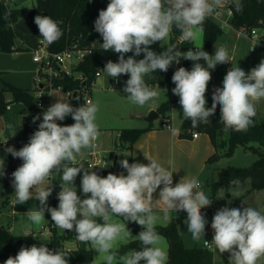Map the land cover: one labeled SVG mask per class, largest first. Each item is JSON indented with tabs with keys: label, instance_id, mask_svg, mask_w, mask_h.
I'll list each match as a JSON object with an SVG mask.
<instances>
[{
	"label": "clouds",
	"instance_id": "1",
	"mask_svg": "<svg viewBox=\"0 0 264 264\" xmlns=\"http://www.w3.org/2000/svg\"><path fill=\"white\" fill-rule=\"evenodd\" d=\"M223 3L227 0H110L106 9L99 12L94 27L103 39L101 48L118 53L119 60L108 61L103 71L111 78L130 75L123 90L129 94L127 99L131 103L143 107L159 97V92L146 84V75L157 70L167 72L173 62L178 64L181 58L196 62L190 71L179 67L172 76L175 84L172 92L179 97L183 119L190 120L192 127L208 123L219 105L220 123L225 131H246L257 114L256 104L264 99V60L248 74L240 67L229 69L223 78V86L214 90L209 108L206 107L205 94L212 78L210 70L217 64L231 61L228 51L224 47H215V54L209 55L193 43L196 51L180 52L176 50L177 45L172 44L161 54H156L149 47L166 41L173 25L181 31V41L194 42L203 33L204 22ZM34 23L40 37L48 44L62 35L59 27L62 22L47 15H37ZM130 52L134 55L126 59L125 54ZM141 53L144 58L136 60L135 56ZM201 59L206 67L197 62ZM69 101L57 97V101L43 112V120L29 142L19 150L14 147L6 149L14 158L23 161L12 173L16 204L33 199L32 190H36L35 199L40 207L29 210L28 219L39 225L45 220V211L49 212L58 228L74 230L76 239L89 243L104 264H140L141 261L144 264H167L168 254L159 246L161 237L155 230L157 217L153 209L157 204L163 206L166 218L170 210L175 213L185 211L187 219L184 223L192 240L198 242L204 238L207 221L201 209L210 206L212 199L200 190L196 178L184 176L173 186V172L148 156H145L148 164H130L127 159L119 161L127 175L109 173L101 177L91 170V166L85 169L83 164H78L77 156L82 150L96 147L100 135L95 123L98 105L88 99L82 106L74 108ZM68 116L72 117L74 124L61 126L57 123ZM37 119L39 116L34 117L33 122ZM179 131L176 127L171 128L173 136ZM3 164L0 162V175L4 174ZM82 170L84 199L74 186ZM54 175L61 180L59 204L58 207H48ZM46 181L49 183L45 185ZM158 188L159 199H154L153 194ZM114 216L142 226L143 230L135 237L141 242L142 250L117 256L113 251L117 240L122 234L132 236L126 224L116 221ZM96 218H101L103 223H98ZM211 227L214 236L210 244L220 254L230 253L229 264H258L264 258V214L261 211L252 206L242 211L223 207L214 214ZM205 243L209 242L205 240ZM67 257L65 252L52 251L46 244H40L21 247L18 254L10 256L4 264H68ZM92 264L96 261L93 260Z\"/></svg>",
	"mask_w": 264,
	"mask_h": 264
},
{
	"label": "rangeland",
	"instance_id": "2",
	"mask_svg": "<svg viewBox=\"0 0 264 264\" xmlns=\"http://www.w3.org/2000/svg\"><path fill=\"white\" fill-rule=\"evenodd\" d=\"M99 1L100 0H92L95 11L98 13L102 10L99 6ZM107 1V3L110 2V0ZM35 3L36 0H19L18 6L29 7ZM106 7L103 8V10H105ZM40 15L43 16L44 14L41 13ZM221 29L222 32L219 38L225 37L226 42L230 46L231 42L232 44L235 42V37H231L233 34H237V32L232 30L229 26H221ZM12 30L14 33L13 49H0V88H2L6 83H10L15 86L25 88L33 93L36 83L35 73L39 65L32 60L31 50L34 48L38 39L40 38L39 29L34 23V18H19L12 24ZM258 32L259 34L264 35V26L258 27ZM175 33L180 36L179 34H181V31L176 28L175 25H173L172 32H170L168 39L164 42H160V44H168L170 38L174 36ZM240 34L245 37V34L242 32ZM228 38L231 39L229 40ZM194 43L203 44L202 33L194 41ZM215 45L216 43H213L211 48H209V55ZM240 47V54H242V56L247 55V53H252L249 46L248 48L242 46ZM71 64L72 65H65L67 69L70 70V74L76 78H81L82 73L74 68V66L77 64V60H73ZM103 69L102 75L98 76L95 82L90 86V91L82 93L81 100L77 99L76 104L73 105V107L78 108L82 106L85 103L82 101V99H91L98 105V112L96 113L95 120L100 132L98 142L100 144H105L107 148L112 147L113 154H118V162L121 161L122 157H129L131 150V148L124 151L115 149V144L119 142V130L121 128H162L166 126L165 123L178 129L181 127L183 111L181 105L179 104V97L174 95L172 92V89L175 87V84L172 81L170 84L159 83L158 76L155 72L146 75L144 77L146 84L151 88H155L159 92V97L155 100L147 102L143 107H140L131 103L127 99L129 94L123 90L126 81L130 77L125 78V75L122 74L116 78L117 83L114 84L112 82L114 78L109 77L106 72L103 71ZM56 96L66 100L67 93L62 89H54L51 92V100L53 104L57 101ZM4 100L5 102L11 104V109H4L0 113V146L5 147L6 149L8 147H14L16 150H19L24 145L17 146L15 145L14 141L18 139H24L25 137H31V135L34 133L26 132L24 127V119H22L23 116L20 114V112H18L25 109L26 105L24 102L14 101L11 91L8 90L4 91ZM165 103H168V107L163 106ZM153 105H155V107H153ZM152 110L157 112V116L152 121H147L146 116ZM256 120L264 123V107L257 113ZM200 137H206V134H201ZM218 139H222L223 144L221 145V149L218 152L217 158H215L213 161L206 162L205 166H203L200 172L198 171L199 167L197 169L194 164L190 163L185 158H177L175 156L174 161L169 160L167 151L162 147L157 149L155 153L150 156L151 158L156 159L157 162L163 167L173 172V186H175V184L178 183L184 176L189 179L196 178L201 185L200 190L204 191L205 194L210 199H212V204L203 208L205 211L203 215L207 221V224L205 226L204 238L202 237L198 242H194L191 238V234L187 232V225L184 223V221L187 219V213L185 211H179L175 213L174 211L170 210L166 218L164 209L153 210L157 217L156 225H167L172 221L173 218H175L180 237L184 245L187 247L203 245V240L206 238L210 242L212 241L214 236V230L211 227L212 219L214 214L223 207L240 208L242 211L243 208L252 206L264 214V188L251 189V179L249 177L239 181L238 184H233L227 187L220 185L219 181L222 168L227 166L247 167L251 165L258 157V149L264 151V144L252 142V145L255 147L254 149L245 148L240 144H236L232 150L228 152L229 144L227 141V136L222 134ZM6 140L7 142L4 146V141ZM219 143L220 141H217V144ZM91 150L92 149L82 150V154ZM161 153L162 156L160 155ZM0 161L4 162L3 170L6 172L13 170L11 162L7 156L0 155ZM16 161H19V163L21 161L23 163V161L19 158H17ZM18 167L19 166H17L16 169ZM85 169L87 168L85 167ZM82 176L83 170L77 175L74 186L76 187L77 194L81 197V199H84L86 197L81 189ZM51 180L50 187H52V192L53 190H61L60 177L58 175H54ZM47 183H49V181H46L45 185ZM214 184H216V186H214ZM45 185H41V187ZM32 191L33 199H30L24 204H16L13 183L2 184L0 182V224H8L12 233H31L34 236H37L40 240L48 242L51 235L46 234L43 227H47L49 224H51L50 213L45 211V220L39 225L33 224L26 215L29 210L35 209L36 207L39 209L40 207L39 201L35 199L36 190L33 189ZM246 191L248 192L246 193ZM237 192H239L238 197L236 196ZM58 204L59 201H54L52 199L51 193L47 201L48 207H58ZM113 219L118 222L125 223L127 230L130 231L132 236L130 237L122 234V237L117 240L113 248V251L117 252V256L119 257L125 255L133 250H142L143 246L141 242L135 240V237L138 236V233L134 232L122 218L114 216ZM96 220L98 223H103L101 218H96ZM56 231L58 233L64 232V230L58 228L57 226ZM157 233L161 237L159 246H161L168 254L167 237L161 232ZM77 243L78 241L71 236H65L63 239V245L68 249H73V245H76ZM85 244L93 249L89 243ZM212 251L213 264H229L230 253L225 252L220 254L218 250H214L213 245ZM95 253L96 264H104V261L98 256V252L95 251ZM140 264H144V261H141ZM258 264H264V258H261V260L258 261Z\"/></svg>",
	"mask_w": 264,
	"mask_h": 264
},
{
	"label": "trees",
	"instance_id": "3",
	"mask_svg": "<svg viewBox=\"0 0 264 264\" xmlns=\"http://www.w3.org/2000/svg\"><path fill=\"white\" fill-rule=\"evenodd\" d=\"M19 0H0V49L12 50L14 47V33L12 30V24L19 18L28 19L35 18L37 15L43 13L51 17L53 20L62 22L59 27L62 31L61 37L48 44L49 48L53 51L62 50L66 47H70L75 43H78L81 47H90V52L86 53L84 58L74 66L75 69L82 73V78H76L72 75L63 74L62 76L54 79V86H60L64 91H76L82 87H90L95 80V73L100 66L106 65L108 61H118L119 54L114 51H104L101 48L103 39L101 35L95 31L94 22L98 18L99 13L95 11L92 0H36V3L29 7H19ZM99 6L103 10L102 1H99ZM239 6V10L238 7ZM231 26L237 30L248 31L252 27L264 26V0H238L233 9V15L230 19ZM222 32L221 26L211 17H208L204 22L203 31V47L211 48ZM189 41H184L183 46L188 45ZM172 44L178 45L177 39L170 38L168 44H160L156 42L150 45V50L156 54H161L167 49V46ZM177 49V48H176ZM210 51V50H209ZM134 53L125 54V58L133 56ZM144 58V54L135 56L136 60ZM206 67L205 62L201 59L197 61ZM193 61L181 58L178 65L175 62L169 67L167 72L155 71L158 76L159 83H168L172 81V76L179 67H184L187 70H191L194 66ZM211 71V70H210ZM125 78H129L130 75L124 74ZM216 89L212 78L207 86L206 107L212 105V95ZM11 91L14 101L24 102L28 109L34 108L33 94L25 88L15 86L10 83H6L0 88V113L7 109V102L4 100V91ZM73 106V105H72ZM164 107H168V103L163 104ZM32 116H24L25 130L28 133H33L38 129V125L43 120V113L41 112V120L35 124V128L28 129L26 126L29 121L32 120ZM221 113L220 106L217 105L216 112L209 118L208 123H198L197 127H192L191 121L183 119L181 127L179 128V137H190L192 131H200L208 134L215 151L208 157L207 162L215 160L218 156V152L221 149L223 140L218 139L219 136L225 134L229 144V151L236 144H240L245 148L254 149L252 142L264 144V123L259 122L256 118H253V124L246 130L236 132L229 129L224 130V125L220 123ZM66 122H75L71 116L66 118ZM148 128V127H146ZM146 128H121L119 130V144H115L116 148L120 151L128 150L131 148L134 141L146 130ZM217 141H220L217 144ZM0 155L8 156L6 148L0 146ZM117 158H118V154ZM127 159L131 164L130 157H122L121 160ZM21 161L11 163L13 172L17 166L21 165ZM120 163L116 161L114 168L106 167L102 169H91L97 172L101 177H106L109 173H113L116 170H122ZM3 175H0V182L2 184L12 183L14 178L8 177L5 170ZM249 177L251 179V189L264 188V151L258 149L257 159L247 167L227 166L221 169L220 173V185L230 186L233 185V181H241L244 178ZM216 186V184H214ZM248 191H246L247 193ZM90 195V194H89ZM202 214L205 212L201 209ZM122 218V217H120ZM123 219V218H122ZM52 222V220H51ZM50 222V223H51ZM130 228L140 233L143 228L136 222L125 221ZM52 234L48 242L40 240L37 236L31 233L15 234L12 233L8 224H0V258L4 262L11 256L15 257L21 247H31L33 245L40 246V244H46V246L52 250H58L67 254L68 264H92L93 252L90 247L85 243L76 239V233L74 230H65L63 233L56 231V225L52 228ZM156 232L163 233L168 240V260L167 264H213V251L212 248H207L204 245H194L187 247L184 245L175 218L167 225H155ZM65 236H71L79 243L78 247L73 249L65 248L63 245V239Z\"/></svg>",
	"mask_w": 264,
	"mask_h": 264
},
{
	"label": "built area",
	"instance_id": "4",
	"mask_svg": "<svg viewBox=\"0 0 264 264\" xmlns=\"http://www.w3.org/2000/svg\"><path fill=\"white\" fill-rule=\"evenodd\" d=\"M238 0H227V3H223L217 10L216 13L210 16L214 19L220 26H231L230 19L233 15V9L235 4ZM250 40L251 49H255L256 47H264V35L259 34L258 27H252L248 31L244 32L243 30H239ZM177 51L180 52H187L188 50L196 51L195 45L193 43H189L186 46H183V42L181 41L179 36L177 37ZM202 50L209 54V50L203 46ZM90 52V47H81L78 43L73 44L70 47H66L62 50L53 51L49 48L48 43L44 42L43 39L40 37L31 50L32 53V60L36 62L39 66L35 73V88L33 94V102L34 108L31 109L29 115L32 116L31 122L28 123L31 127L28 129L35 128V124L41 120V112L43 113L46 111L52 104L51 100V92L54 89H62L60 86H54L53 81L54 79L62 76L63 74H70V70L67 69L65 66L66 64L72 65L73 60H77V63L80 62L86 53ZM181 61V59H180ZM179 61V63H180ZM178 63V64H179ZM176 63V65H178ZM105 65L100 66L95 73V80L98 76L101 75L102 69ZM82 78V77H81ZM92 82V84L95 82ZM114 83H117V79L114 78ZM91 84V85H92ZM86 91H90V87H82L81 89H77L74 91H66L67 99L70 100L69 102L71 105H75L77 101V97L81 100L82 93ZM85 102V99H82ZM7 109L11 108V104L7 103ZM39 116V119L33 122V118ZM67 118V117H66ZM66 118L63 121H57L58 124L61 126L72 125L75 122H66ZM167 124V123H165ZM27 125V126H28ZM38 130V129H37ZM36 130V131H37ZM198 136V131H192L191 137L195 138ZM30 137H25L24 139L15 140L14 143L17 146L25 145L29 142ZM96 147L89 152H85L79 156H77L78 164H83L87 169L91 166L93 169H102L101 167H111L113 162L117 161V155L113 154L112 147L107 148L105 144L99 143L98 139L95 142ZM119 144V142H118ZM5 146V143H4ZM115 149H118L115 147ZM1 162V161H0ZM8 177H12L13 171L6 172ZM61 190H53L52 192V199L55 201L58 200V193ZM54 223L51 222L47 227H43L46 234H52V228L54 227ZM205 240L209 242L208 244L205 243ZM211 242L206 238L203 240V245L207 248H212Z\"/></svg>",
	"mask_w": 264,
	"mask_h": 264
},
{
	"label": "crops",
	"instance_id": "5",
	"mask_svg": "<svg viewBox=\"0 0 264 264\" xmlns=\"http://www.w3.org/2000/svg\"><path fill=\"white\" fill-rule=\"evenodd\" d=\"M101 1L103 8H105L108 5L107 3L108 1L107 0H101ZM229 27L237 32V34L235 33L231 37V38H233V36L235 37L234 39L235 42L233 44L231 42L229 46V44L226 42L225 37H221L215 42L216 48L224 47L228 51V55L231 60L223 64H217L214 69H211L212 81L216 88H220L223 86L222 84L223 78L227 74V71L232 67L233 68L240 67L242 70L245 71L246 74H248L250 73L251 69L256 67L261 62V60H264V47H258L259 49L258 48L251 49L250 40L246 36L243 37L240 34L241 32L239 30L233 28L232 26ZM172 37L177 39L178 34L175 33L174 36ZM231 38L228 39L230 40ZM202 40H203V33H202ZM194 44L198 46H203V44H197V43ZM240 46L245 48H248L249 46L252 53H247V55L242 56V54H240L241 52ZM215 47L211 50L210 55L215 54ZM112 82L114 83V80ZM30 93L32 94V92ZM263 107H264V99H261V101L256 104V113L261 111ZM30 111L31 110L26 107L25 109L20 110L18 112L22 114L23 116L22 119H24V116H29ZM165 125L166 126L162 128H156V127L146 128V130L134 141V143L131 146L130 156H129L131 159V163L140 162V163L148 164L149 161L145 156L150 157L155 153L157 149H160V147H162L164 150L167 151L169 155V160L174 161L175 156L177 158H185L190 163L194 164L195 167H197V169L199 167L198 171L200 172L203 166H205L208 157L215 150L208 134L205 133L206 137H200L201 134H204V132L198 131V136L195 138H192L191 135L189 138H182L179 137V134L177 136H173L171 133L172 127L169 126V124H165ZM27 127H31V126L28 125ZM160 155L162 156V153ZM114 174L127 175V171L125 169H122L115 171ZM162 187L163 185H161V188ZM159 191L160 189L158 188L157 191L153 194L154 199H159ZM161 209H163V206L157 204L153 210H161ZM78 246L79 243L73 245L74 248ZM92 251H93V260L96 261L95 258L96 253L93 249ZM0 264H4V260L1 258H0Z\"/></svg>",
	"mask_w": 264,
	"mask_h": 264
},
{
	"label": "water",
	"instance_id": "6",
	"mask_svg": "<svg viewBox=\"0 0 264 264\" xmlns=\"http://www.w3.org/2000/svg\"><path fill=\"white\" fill-rule=\"evenodd\" d=\"M156 116H157V112H156L155 110H152V111H150V113L146 116V120H147V121H152ZM7 158L9 159V161H10L11 163L16 162V160H17V158H14L11 154H8ZM114 164H115V161H114L113 165L111 166L112 169L114 168Z\"/></svg>",
	"mask_w": 264,
	"mask_h": 264
}]
</instances>
